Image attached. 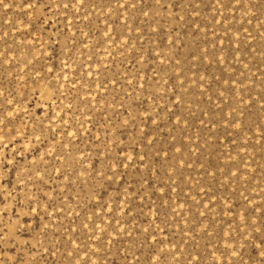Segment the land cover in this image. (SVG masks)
I'll list each match as a JSON object with an SVG mask.
<instances>
[{"label": "rangeland", "instance_id": "374dc122", "mask_svg": "<svg viewBox=\"0 0 264 264\" xmlns=\"http://www.w3.org/2000/svg\"><path fill=\"white\" fill-rule=\"evenodd\" d=\"M0 264H264V0H0Z\"/></svg>", "mask_w": 264, "mask_h": 264}]
</instances>
